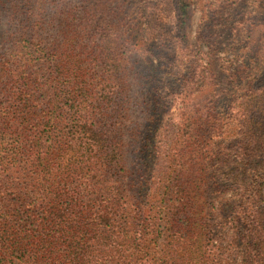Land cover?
I'll return each instance as SVG.
<instances>
[{
    "label": "trees",
    "instance_id": "trees-1",
    "mask_svg": "<svg viewBox=\"0 0 264 264\" xmlns=\"http://www.w3.org/2000/svg\"><path fill=\"white\" fill-rule=\"evenodd\" d=\"M149 1L0 0V264H264L262 75L219 92Z\"/></svg>",
    "mask_w": 264,
    "mask_h": 264
},
{
    "label": "rangeland",
    "instance_id": "rangeland-1",
    "mask_svg": "<svg viewBox=\"0 0 264 264\" xmlns=\"http://www.w3.org/2000/svg\"><path fill=\"white\" fill-rule=\"evenodd\" d=\"M149 13L145 19H138L143 23L149 33L155 25H162L163 30L170 32V36L177 35L176 25L179 15L176 10L175 0H150ZM191 17L188 27V37L195 46H201L205 55H201L199 67L206 68L211 76L218 82L219 92L232 89L230 86L231 73L236 70L241 62L253 63L258 70L253 74L252 68L245 70L248 80L254 78L264 85V64L261 59H256L254 52L248 56L247 43L251 36L257 41L256 46L264 56V0H189ZM114 4V3H112ZM142 4V3H140ZM114 7V5H112ZM139 6L137 0H129L128 7L135 10ZM151 10V11H150ZM257 27L252 35V29ZM178 37L173 50L180 61L182 55L178 47ZM203 44V45H202ZM178 47V48H177ZM174 53L169 54L173 56ZM261 54V55H262ZM235 85L238 89L243 88L246 81L243 78ZM168 89L171 84L168 83ZM240 85V86H239ZM239 86V87H238ZM179 105L166 106L163 119L178 112ZM162 123H158L157 127ZM263 160H255L254 165H261ZM229 205H232L230 202Z\"/></svg>",
    "mask_w": 264,
    "mask_h": 264
}]
</instances>
